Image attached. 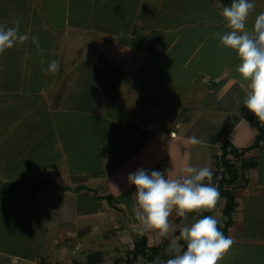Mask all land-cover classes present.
<instances>
[{
	"label": "crops",
	"instance_id": "obj_1",
	"mask_svg": "<svg viewBox=\"0 0 264 264\" xmlns=\"http://www.w3.org/2000/svg\"><path fill=\"white\" fill-rule=\"evenodd\" d=\"M51 1L54 2V0H0V104L15 106L18 104L17 95H31L34 89L39 88L38 92L33 94L35 104L46 109L52 106L54 113L78 112L94 115L98 112L106 116L104 113L109 111L107 106H110L107 102L113 101L112 98L118 93L116 90L124 80L128 83L123 93V101L128 104L130 100L127 94L132 95L135 106L132 110H137V123L143 126L140 121L143 118L139 116L143 115V111L155 110L156 118L148 123V128L158 129L160 135L165 129L169 135L175 137H172V148L177 158L184 152L193 151L192 148L202 149L205 156L202 157V154L199 159H195L201 160L199 166H205L207 169L203 172L196 169V164L199 163L196 160L195 164H191L198 172L193 173L191 178H186L183 189L184 192L190 191L191 195L200 189L202 194L197 193L194 201L186 193L177 195L184 196V199L182 198L184 201L176 199L171 194L170 205L165 204V209L159 207L153 215L149 212L147 197L142 191L133 192L135 197L132 201L134 209L132 211L125 210L123 198L118 203H108L102 197L109 194L106 192L98 193L99 197L93 196L90 199L91 202H97V206L100 203L101 208L95 207L94 210L83 212L81 210L83 204L77 198L82 188L68 186L63 189L59 186L65 185L46 182L25 201L29 205L28 227L30 238L32 237L34 242L33 252L30 256H19L0 251V264H11L16 258L28 261L29 264H176L174 260L167 258L150 261L138 256L129 260L126 252L133 246L135 232L141 231L145 235L147 246H155L167 240L169 246L164 249V253L173 256L180 250L179 238L184 235L196 237L209 225V218L218 225L224 222L225 217L220 211L223 200L211 198L200 181L203 174L211 168L214 155L224 140L238 150L248 146L240 157L255 161V166L244 170L241 179L234 184L235 207L231 213L232 222L224 234L215 242L202 246L197 260L190 256L184 264H199V260L206 262L208 258L209 262H212L214 255L220 256L226 250L222 248L223 242L239 247L234 249L238 256H235L233 264H248L241 262L240 258L246 251L250 252L251 248L257 251H253L255 258L250 260V264H264V140L251 146L257 130L253 120L244 117L253 109L264 112V0H165L164 9H158V4L153 6L147 4L149 3L147 0H141L140 5L135 4L137 0H129L137 8L131 10L136 13L129 29H124L123 22L110 28L97 23L96 26L91 25V22L87 21L88 12L83 14L82 18H71L69 10L77 9L71 8L67 0H58L54 5ZM109 1L124 3L122 0H71L72 6L85 3L101 8L109 4ZM56 5L61 10L60 27H55L54 18L45 11L53 10L52 7ZM141 9H145L144 16L138 17V11ZM119 10L124 16V9ZM130 37L148 39L141 43L152 48H161L164 54L167 50L162 47H167V62L180 64V70L184 71L183 76L177 77H182L184 84L190 83L194 87L199 85L201 88L190 91L199 97L201 106L199 109L195 111L188 109L190 115L187 117L172 114L173 117L168 120L174 122V131L171 129L173 127L164 128L165 125H160V109L163 111L169 109L172 112L175 99L161 105L155 103L158 101L156 98L153 99L154 104L148 90L143 89L142 80L132 79L129 82V79L134 77L128 75L130 70L123 57L124 47L142 46L137 42L128 43ZM37 40H42V44H37ZM38 45L41 46L39 50ZM185 45L192 49L187 50L184 55L183 53L176 55L177 49ZM141 54L145 57H141L140 62L141 59L145 61L147 56L155 55V50L148 48L139 55ZM156 54L160 56L161 62L165 61V56H161L160 51H156ZM69 60L73 67H70L71 71H66L65 64ZM129 60L133 62L134 59ZM31 61H34L36 67L33 73L39 77L36 83L27 81L26 78L27 73L28 78L33 77L30 73L33 67ZM140 64L142 66L145 62ZM195 70L197 73L193 74ZM147 74L151 78L155 75L154 72ZM64 75L70 83L62 82V87L59 83L53 103L49 104L47 92L49 88L53 89L50 84ZM21 80H25L24 83ZM180 86L184 85L181 83ZM188 99L190 107L192 102L190 97ZM181 101L178 105L182 103ZM29 102L31 104L32 99ZM14 110L15 122L10 119L12 127L18 126L17 123L29 115L26 111L25 118L21 113L16 114V109ZM28 110L30 112V109ZM125 120L129 122L131 118L128 116ZM1 123L4 122L0 119V125ZM53 124L54 119L50 120L45 128L35 132V143L32 145L33 148L31 147L34 151H30L31 148L27 149L19 157L17 164L11 166V170L0 172V181L10 178H13L11 181H17L16 178L20 174L31 177L49 169L55 171V176L58 177L55 166L57 165L59 169V165L63 164L62 161H56L57 155L51 151V148L53 150L57 145L54 133L49 132ZM153 136L154 146L156 143L160 144L162 137ZM159 160L162 161L163 158L160 157ZM54 161L56 162L53 163ZM93 175L98 177L96 173ZM190 181L196 183L191 188ZM82 185L87 186L83 183ZM106 188L105 185L102 189ZM172 189L173 192L178 191L175 185ZM141 196L146 197L145 203L140 202ZM101 201H105L106 204L103 206ZM25 202L22 198L21 203ZM83 202L84 205L87 204V201ZM193 203H205L204 207L210 210V214L205 220L198 219V223L193 224L190 229L186 227L185 214L186 207ZM142 204L144 210L141 208ZM182 204L184 205L181 206ZM143 215L147 217L146 220ZM66 217L68 220H64ZM60 218L62 220H59ZM106 222L110 223V228ZM59 231L60 233L62 231L61 238L64 240L62 242L66 240L72 247L71 249L69 246V252L57 248L58 243L51 241ZM64 232L70 237L65 236ZM84 239L85 241L92 239L95 246L84 243L75 251L73 247ZM92 252L99 254L88 263L86 255ZM217 264L223 263L218 261Z\"/></svg>",
	"mask_w": 264,
	"mask_h": 264
},
{
	"label": "rangeland",
	"instance_id": "obj_2",
	"mask_svg": "<svg viewBox=\"0 0 264 264\" xmlns=\"http://www.w3.org/2000/svg\"><path fill=\"white\" fill-rule=\"evenodd\" d=\"M67 1L69 2L71 8L77 9L69 10L71 18H82L83 14L88 12L87 21L91 22V25H95L97 23L100 26L103 25V27L110 28L112 26L115 27L116 24L124 23V29L131 28V21L135 16L134 14L136 13V11L132 12L131 10L137 9L135 4L140 5L141 2V0H137L135 1L136 3L133 4L129 2V0H122L124 3L120 4L109 1V4L104 3L105 6L101 8L98 5H86L85 3L72 6L73 3L71 0ZM147 1L149 3H146L150 4L151 6L158 4V9H164L166 3L165 0ZM56 3H58V0H54V2L51 4L54 5ZM52 8L53 10L45 11L48 12L47 14L50 13V16L54 18L55 27H60L61 10H59L58 5ZM119 9H124V16H122L120 13L121 10ZM144 10L145 9L139 10L137 16H142ZM177 18L178 20L180 19L179 16ZM143 34L145 35L146 33ZM147 34H150V32H147ZM143 40L148 39H136L130 37L127 41L128 43H141ZM42 42V40H37V44H42ZM125 44L126 43L124 39V45ZM141 45L142 46L140 48L139 46L132 45L124 47L123 57L126 61L127 68L130 70L128 75L134 77L129 79V82H131L132 79L136 81L142 80L141 83H144L143 89L148 90L150 94L149 97L152 98L151 102L154 101L153 99L157 98L158 101H155L156 104L161 103V105H163L164 103H169L175 99L174 109L172 112H170L169 109L168 111H163L162 108L160 109V125H165L164 128L173 127L174 122L171 120L168 122V120L171 119L173 115L187 117L190 115V111H188V109H193L195 111L201 107L199 97L195 94H191L190 92H193V89L201 90V88L199 85H195L194 87L191 86L190 83L184 84L182 77H180L181 79L177 77V75L183 76L184 71L180 70V64L173 62L172 64L171 62H167V47H162L166 48L167 50L166 54H164V51H162L161 48H152L151 46L143 45L142 43ZM147 47L152 50L154 49L155 55L152 54L147 56V59H144L145 61L141 59L140 62L141 57L148 55L147 53H142L145 56H142V54L139 55L142 51H146V49H148ZM37 48L39 50L41 46L38 45ZM190 48L191 47L187 45L178 48V54L176 55L181 53L184 55L187 50H190ZM156 51H160V55L165 56V61L161 62L159 60L160 56L156 54ZM132 58L134 59L133 62H129V59ZM142 62H145V64L142 65L143 67L140 66V63ZM31 63L33 64V67L30 69V73L33 77L28 78L27 73L26 78L27 81L29 80L30 82L33 81V83H36L39 77L33 73L34 69L36 68L34 61H31ZM126 65L124 64V66ZM197 66H199V64H197ZM65 67L66 68L64 70L71 71L70 69L73 66L71 67L70 60L65 64ZM36 70L39 73V68ZM196 70H199V68H196ZM196 70L193 74L197 73ZM153 72L155 73L154 77H149L147 73L152 74ZM174 75H176V77H173ZM6 81L8 83V79ZM24 81L25 80H21L22 83H24ZM62 82L67 84L70 83L68 82L66 75H64L63 78H60L59 80L50 84V86H53L51 87L53 89L49 88V92H47V97L49 98L48 101H50L49 104L53 103L54 93L56 92L59 83L61 84L60 87H62ZM127 83V81L124 82V80H122L120 88L116 90L118 93H116V96L112 98L113 101L107 102L110 106H107V110L109 111L104 113L106 116L103 114H98V112L94 115L78 112L54 113L52 112L54 109L52 106L46 109L44 106L41 107V105L39 106V104H35L36 102L34 101V95L38 92L39 88L34 89L31 95H17L16 100L18 104H15V106H6L0 104V119L4 122L0 125L2 126L0 128V172L11 170V166L17 164L16 162H18L22 153H25L26 150L31 148L35 143V132H39L40 129L42 130L45 128L49 121L53 119V128H51L49 132L54 133V136L57 139V145L53 147V150L51 148V151L57 155L56 161H62L63 164V166L59 165V169H57V165L55 166V170L58 171V177L55 176V171L52 169L31 177H29V175L20 174V176L16 178L17 183H22L23 185L17 189L11 188V184L15 182L11 181L13 178L0 181V188H2L4 185V190L11 188L10 195L0 193V251L19 256H30L33 252L32 247L34 246V242L32 237L30 238L28 227L29 205L26 204L25 201L27 200V197L34 195L36 192L38 187L35 188V190H33L34 188L32 187L37 179H46V182L50 184L57 183L59 185H65L66 187L69 186L71 188H74L75 186L78 187L82 183L88 187H91V191L85 189V187L82 188L79 192V195H77L78 201H81L83 205L85 204L83 200L87 201L86 205L81 206V210L83 212H86L90 209L94 210L95 207L101 208V205H99L100 203L97 206V202L94 203V201H90V199L93 198V194L98 195V193L104 194L108 192L111 195V204L116 202L118 203L123 198L126 206V208L124 207L125 210L132 211L134 210L132 201L133 197H135L133 192L135 190H138L137 192L142 191L144 193L143 195L146 194L148 207L150 209L149 212H151L152 215L153 212L159 207L165 209V204L170 205L169 199L171 194H173L176 199L181 200L182 198L184 199V196L179 197L177 195H179V193H186L191 196L193 201L195 196L202 194L199 189L197 192L194 191L196 194L191 195L190 191L184 192L185 190L183 189V186L186 184V180L191 178L193 173L198 172L194 170L195 166L193 167V165H191L192 163L195 164V160L199 162L198 165L196 164V169H200L201 172L207 169L205 166H199L201 160L198 159L202 154V157L205 156L204 151H202V149L200 150V148H196L195 151L194 148H192L193 151L184 152V154H180L179 158H177V154L172 148V140L175 137H173V135H169V133L166 132L167 130L164 128H162L164 130L161 131V135L158 129L148 128V123L156 118L157 112L155 110L151 109L148 111H143V115L139 114V116L143 118V120H140L143 126H141V123H137V110H132L135 108L132 95L129 96L127 94V97L130 100L128 104L123 101V93L125 92ZM181 83L184 86H180ZM136 86V89L138 90L139 85L137 84ZM189 97L191 99L190 101L192 102L190 107H188ZM25 99L27 102L24 103ZM31 99L32 102L30 104L29 101H31ZM107 100H109L108 97ZM179 101L182 103L178 105ZM22 105L24 106L21 107ZM256 105H258V103ZM5 107H7L6 111L4 109ZM36 108L38 109L36 110ZM14 109H16V114L20 115L21 113L25 118L27 112L29 114L28 118L17 123L18 126L16 127H12L13 123L10 120L12 118L15 122V118L13 116L15 115ZM28 109H30V112ZM164 109L166 108L164 107ZM109 115H111V117H109ZM126 116L127 118L129 116L131 121L127 122V120H125L127 119ZM5 117L8 119H5ZM165 121L166 124H164ZM174 128L175 127L171 129L174 131ZM52 135L53 134H51V138ZM153 135L162 137L160 144L156 143L158 148H156V146L153 144ZM32 148L30 151H34ZM46 150L50 152L48 148H46ZM160 157L163 158L162 161L159 160ZM187 164L188 167H186ZM176 171H178V173H176ZM94 173L98 174L97 178L93 175ZM96 182H99L98 185L94 184ZM100 184L102 185L101 188ZM189 184H192L190 186L191 188L196 183H192V181H190ZM105 185L107 188L102 189ZM174 185L177 186L178 191H172V187H174ZM196 187H194V189ZM67 196L68 195H66V198ZM146 197L141 196L140 202L145 203ZM22 198H24L25 202L23 204L21 203ZM183 199L182 201H184ZM104 200L106 199L104 198ZM216 200L219 201V199ZM218 201H216V203ZM101 204L104 206L106 203L105 201H101ZM183 205L184 204L181 206ZM141 208L144 210V204L141 205ZM81 210L80 212L82 213ZM94 216L97 217L96 215ZM143 216L146 220L147 217L145 215ZM59 220L62 219L60 218ZM64 220H68V217H66ZM106 221L108 220L106 219ZM106 224H108V228H110V223L106 222ZM162 230H165V228H162ZM63 234H65V232ZM61 236L62 231L61 233L59 231L57 234L55 233L51 241L53 243H58L57 248H61L62 250L65 249L67 252H69L70 248L72 249V247L66 240L65 242H62L64 240L61 238ZM65 236L68 235L65 234ZM69 237L70 236H68V238ZM84 241L85 239L81 240L79 243L77 242L75 248L73 247V249L75 250L81 247V245L84 243H89L92 247L95 246L92 239H86V241ZM222 244V248H225L226 250H224L220 256L217 254L213 256V264H217L218 261L223 264H233L235 261V256H238L236 255V252L234 253V251L239 247L235 244H229L225 242ZM253 251L255 252L257 250H253V248H251L250 252L248 251L247 253L246 251L245 254L240 258L241 262L250 264V260L255 258ZM206 260V262L199 260V264H212V262H209V258ZM11 264H29V262H26L21 258H16V260L11 261Z\"/></svg>",
	"mask_w": 264,
	"mask_h": 264
},
{
	"label": "trees",
	"instance_id": "obj_3",
	"mask_svg": "<svg viewBox=\"0 0 264 264\" xmlns=\"http://www.w3.org/2000/svg\"><path fill=\"white\" fill-rule=\"evenodd\" d=\"M244 117L252 119L255 124L257 132L251 143V146H255L259 143V141L264 140V112H248L244 115ZM247 147L238 150L227 140H224L218 148L219 153H215L214 155L211 168H209L200 179L201 186L206 188L207 192L210 193L211 198L223 200L220 211L222 215H224L225 220L221 225H218L209 218V225L203 232L198 233L196 237L184 235L178 239L179 244L181 245L180 250L173 256L164 253V249L169 246V242L167 240H163L155 246H147L144 233L136 231L134 234L135 240L133 242V246L126 252L129 260L136 259L140 256L150 261L167 258L174 260L176 264H184L190 256L197 260L200 256L202 246L206 243L215 242L220 239L226 228L232 222L231 213L235 207L233 195L234 184H237L236 182L241 179L244 170L255 166V161L247 159L244 160L240 157ZM44 183H46V179H37L33 184V190ZM22 185V183H17V181H15L11 184V188L17 189ZM4 186L0 188V193H10L11 188L4 190ZM59 187L63 189L66 188V186ZM78 187L84 188L85 186L80 184ZM85 189L89 190L90 188L85 187ZM93 196L99 197L95 194H93ZM102 197L110 203V194L103 195ZM204 206L205 203H193L186 207V227L191 229L193 224L198 223V219L205 220V218L209 216L210 210ZM198 209H200V212H197ZM194 220L197 221L194 222ZM98 254L99 252L88 253L86 255V261L88 263L91 262V260H93L94 257L96 258Z\"/></svg>",
	"mask_w": 264,
	"mask_h": 264
},
{
	"label": "built area",
	"instance_id": "obj_4",
	"mask_svg": "<svg viewBox=\"0 0 264 264\" xmlns=\"http://www.w3.org/2000/svg\"><path fill=\"white\" fill-rule=\"evenodd\" d=\"M249 112L250 113L254 112V109L253 110H250ZM197 212H200V209H198Z\"/></svg>",
	"mask_w": 264,
	"mask_h": 264
},
{
	"label": "clouds",
	"instance_id": "obj_5",
	"mask_svg": "<svg viewBox=\"0 0 264 264\" xmlns=\"http://www.w3.org/2000/svg\"><path fill=\"white\" fill-rule=\"evenodd\" d=\"M217 153H219V152H217Z\"/></svg>",
	"mask_w": 264,
	"mask_h": 264
}]
</instances>
